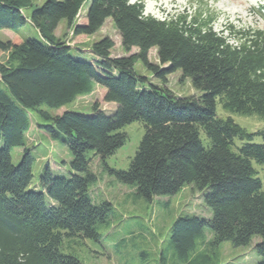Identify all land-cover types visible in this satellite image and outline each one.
I'll list each match as a JSON object with an SVG mask.
<instances>
[{
    "label": "trees",
    "instance_id": "1",
    "mask_svg": "<svg viewBox=\"0 0 264 264\" xmlns=\"http://www.w3.org/2000/svg\"><path fill=\"white\" fill-rule=\"evenodd\" d=\"M259 11L264 14V5ZM201 12L159 19L129 0H44L40 5L0 0V30L17 32L29 24L40 36L0 39V53H9L0 62V264H82L63 251L64 243L98 239L112 211L110 202L97 203L91 196L97 181L94 158L100 173L129 186L136 197L172 196L190 186L210 208L209 218H174L157 264H215L221 242L245 246L253 237L259 238L257 264H264V191L252 164L264 174V126L249 131L231 117L216 115L218 102L226 111L264 119V31L230 26L229 35L237 39L230 43L223 30L213 29L214 14ZM107 18L119 31L126 55L111 56L113 42L105 36L89 47L95 59L74 57L69 42L54 32L64 21L74 37L91 35ZM152 47L159 64L148 58ZM137 62L159 84L139 74ZM176 71L197 95L170 91L166 77ZM95 85L104 88L105 102L115 104L110 113L97 101L90 113L49 112L91 93ZM32 121L37 131L63 143L71 157L68 176L43 166L39 190L28 187ZM133 121L143 123L144 134L128 168L109 167L107 156L127 139L119 130ZM15 147L22 148L17 164L10 159Z\"/></svg>",
    "mask_w": 264,
    "mask_h": 264
},
{
    "label": "rangeland",
    "instance_id": "2",
    "mask_svg": "<svg viewBox=\"0 0 264 264\" xmlns=\"http://www.w3.org/2000/svg\"><path fill=\"white\" fill-rule=\"evenodd\" d=\"M34 5H40L44 0H32ZM139 2L143 5L144 14L162 19L169 14H190L195 13L199 8L203 15L205 12L214 14L213 29L217 32L223 30L230 43H236L237 39L230 36L227 31L230 26L235 29H260L264 31V14L260 8L264 5V0H129ZM87 3L82 5L79 14L80 19L86 13ZM208 10V11H206ZM30 9L25 12L28 13ZM19 31V32H18ZM17 32L9 29L0 30V39L6 40L13 37H32L39 39L40 36L31 25L26 24L19 28ZM55 34L68 41L71 46L70 52L74 57L91 60L95 56L89 52L92 42L109 37L113 42L111 56L126 55L127 51L122 46L121 36L116 29L112 19L107 18L103 25L93 34L82 37H74L72 29L62 21ZM132 48L130 52H135ZM156 48L152 47L148 58L152 63L159 64ZM8 52L0 53V62H6ZM135 70L146 77L148 82L159 84V81L152 76V73L142 67L141 63L135 64ZM180 71L169 74L166 79V86L175 95L189 96L197 95L198 92L190 85V80L179 78ZM104 88L95 85L94 90L85 95L78 96L59 109H49L51 115L60 114L64 110H73L82 113H90L92 105L98 102L99 108L106 113H110L114 108L113 102L103 100ZM216 115L221 118L231 117L234 122L242 125L249 131H254L264 126V119L257 115H242L222 109L216 103ZM34 121V120H33ZM32 121V122H33ZM143 123L133 121L125 124L121 130L127 135V139L122 146L106 158L109 167L116 169H127L138 147L140 139L144 134ZM33 139V140H32ZM255 142L260 139L254 138ZM236 143L240 142L236 140ZM27 148L33 157L31 166V181L29 188L39 190V172L48 163L53 174L68 176L70 171V154L67 147L59 140H52L43 132L36 130L35 122L27 137ZM90 154V153H89ZM92 156V153L90 154ZM22 156V148L15 147L10 151V159L13 164H17ZM259 170L262 180V190L264 191V174L260 166L252 163ZM91 171L97 174V181L90 186L93 201H108L112 205L109 220L101 224L98 239L85 238L77 239V243H64L63 251L74 253L82 264H157L159 262L158 251L166 247L168 232L171 223L178 215L195 214L201 217L211 216L210 208L205 205L201 193L190 186L183 187L172 196H155L151 199L136 197L132 189L122 183H117L113 176L107 172L100 173L97 159L91 162ZM207 239H210L208 228L204 229ZM259 240L253 237L251 242L245 246H232L228 242H221L216 249L217 259L215 264H257L261 256L256 253L255 244Z\"/></svg>",
    "mask_w": 264,
    "mask_h": 264
},
{
    "label": "bare ground",
    "instance_id": "3",
    "mask_svg": "<svg viewBox=\"0 0 264 264\" xmlns=\"http://www.w3.org/2000/svg\"><path fill=\"white\" fill-rule=\"evenodd\" d=\"M253 1L257 2L258 0H253Z\"/></svg>",
    "mask_w": 264,
    "mask_h": 264
},
{
    "label": "crops",
    "instance_id": "4",
    "mask_svg": "<svg viewBox=\"0 0 264 264\" xmlns=\"http://www.w3.org/2000/svg\"><path fill=\"white\" fill-rule=\"evenodd\" d=\"M33 140V139H32Z\"/></svg>",
    "mask_w": 264,
    "mask_h": 264
}]
</instances>
